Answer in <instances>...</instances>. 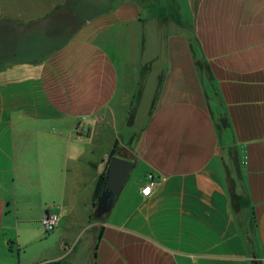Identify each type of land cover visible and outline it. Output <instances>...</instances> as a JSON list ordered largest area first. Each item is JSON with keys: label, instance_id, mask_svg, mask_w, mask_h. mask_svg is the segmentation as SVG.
<instances>
[{"label": "crops", "instance_id": "obj_1", "mask_svg": "<svg viewBox=\"0 0 264 264\" xmlns=\"http://www.w3.org/2000/svg\"><path fill=\"white\" fill-rule=\"evenodd\" d=\"M10 1L0 0V264H28L23 251L34 246L33 264L68 258L83 237L94 264H264V0H122L78 29L53 20L67 41L45 54L33 48L32 30L22 42L21 29L68 0L35 14ZM192 35L211 82L196 65ZM134 42L144 55L152 48L139 76L127 58ZM160 78L134 145L141 173L103 220L90 221L120 129L134 123V109L138 117L136 95L141 102L151 86L154 96ZM230 146L243 170L247 233L230 193ZM150 173L160 184L144 196ZM87 178L85 217L74 191ZM46 212L60 225L37 245Z\"/></svg>", "mask_w": 264, "mask_h": 264}, {"label": "trees", "instance_id": "obj_2", "mask_svg": "<svg viewBox=\"0 0 264 264\" xmlns=\"http://www.w3.org/2000/svg\"><path fill=\"white\" fill-rule=\"evenodd\" d=\"M122 0L117 1L112 7H107L103 10H99L98 12L92 13L93 5L92 2L88 0H68L63 5L56 6L50 13L47 14L45 18L42 20H39L37 22H34L31 24L30 27L22 28L21 29V38L22 42L25 43L29 42V35L28 31L32 30V36L31 39L33 42H36L33 45V48L39 52V54H45L46 52L50 51L54 48H60L62 47L65 42L67 41V38L64 34H62V28H56V24L52 22L53 20L57 19L64 22L65 24H75V29L80 28L84 23H86L87 20L93 19L94 17H97L98 15L102 13L108 12L110 9H113L116 5H118ZM72 18L74 19V23H71ZM50 22V23H49ZM71 27V26H70ZM72 32V29H70L69 33ZM190 46L194 55V59L196 62V65L202 72V74L206 75L209 79V81H212L211 76V70L208 66V64L203 60V58H198L196 47H199L198 39L195 36H190ZM37 46V48H36ZM23 48V43H22ZM38 55V53H36ZM162 78L159 79V83L157 85L156 94L154 101L152 103V108L155 105V102L157 101L161 89H162ZM141 96V91L139 94V97ZM135 115V109L132 111V117L133 119ZM226 152L229 157L230 165H226V172L227 177L229 179L230 184V193L232 196V201L234 202V211L236 213V216L238 217V222L240 224V227L245 230L247 233V218L248 216H244L241 214V207H240V200L242 197H244L246 194L245 190V184L243 179V170H241L239 165V158H238V151L235 146H230L226 148ZM122 157L124 159H128L132 161L135 165L136 159L135 158H129L126 152H123L119 150V141L116 140L113 148L110 151L109 158H108V164L105 168V170L100 174L96 188L94 191V195L92 198V211L90 214V221L93 220H103L108 213L102 215L100 218H97L96 216V207L98 204V199L101 196L103 190H104V182L106 178V171L109 166V163L113 157ZM232 173L235 175L234 178H232ZM241 186V192L237 191L236 187ZM251 251V249H250ZM251 254L253 257H256V254L251 251ZM254 264H258L255 260H253ZM39 264H70L69 260L67 258L55 260V261H49V262H43Z\"/></svg>", "mask_w": 264, "mask_h": 264}, {"label": "rangeland", "instance_id": "obj_3", "mask_svg": "<svg viewBox=\"0 0 264 264\" xmlns=\"http://www.w3.org/2000/svg\"><path fill=\"white\" fill-rule=\"evenodd\" d=\"M49 0H11L10 1V5L11 8L14 9H20L21 11L24 10V12H30V13H37L38 11L43 10V8L46 6L45 2H47ZM90 2H92L91 4L93 5V10L92 13L98 12L99 10H103L107 7H112V5H114L117 1L119 0H88ZM138 1H150L151 2H156L157 0H138ZM167 1V0H164ZM39 2V4H38ZM41 2V3H40ZM44 2V3H42ZM6 5V2H5ZM10 8V6H8ZM135 30H139V35L141 36V32H142V26L139 25H135ZM149 33L152 32L151 28L148 29ZM152 48L149 47L148 50L145 52V55L143 54V50H142V46L141 44L134 42L132 45L128 46V51H127V58L132 62L133 66L131 67V71H133V74L136 73V75L139 76L138 71H141V66L142 63L144 61V58L148 55H150ZM118 52V51H117ZM140 69V70H138ZM133 88H135V84H134V79H133ZM139 88V87H138ZM157 89V88H156ZM135 90V89H133ZM139 90V89H138ZM142 90V89H141ZM140 94V93H139ZM139 94L136 95L137 100L134 101V105L136 106V108L139 106V110H138V117L137 119H131V121L134 123L131 124L128 127H124L120 129V139H121V144H119V150L126 152L129 158H135L136 159V154H135V142L136 139L138 137V133L141 131V129L144 127V125L147 123V120L149 119V111L152 109V103L154 101L155 98V94L153 96V90L152 87L150 86H145V89L143 90V95H142V101H140V97ZM137 101V102H136ZM222 120V118L220 119V121ZM100 144L103 145L106 137L105 135H100ZM141 173V169L139 167H136L130 178L129 181L126 185H130L132 180L134 178H137L138 175ZM90 178V177H89ZM87 178L85 183L83 184H78L79 189L75 190V195H76V205H77V209L79 213L83 212V216L86 217V214L88 213L87 210L89 209L90 205H91V196L90 195V184L89 181L90 179ZM52 206V205H50ZM66 231V229L64 230ZM54 232H50V233H45L44 229L41 228V233L42 236H37L38 240H37V245L41 244V242H45L47 240V238H50V242L53 240V235ZM67 234H71V231L69 232L66 231ZM90 232H87L86 237L88 235H90ZM43 239H42V238ZM85 237V238H86ZM40 238V239H39ZM52 238V239H51ZM49 240V239H48ZM90 238H88L87 240H84V237L82 238L81 242L79 243L77 249L75 251H73L71 253V255L67 258L69 260V262H71V264H94L91 261L92 256V252L93 249L91 247L90 244ZM88 242L89 244L85 243ZM72 245V244H71ZM38 251L39 249L35 248V246L33 248H29L27 250H24L23 252L26 254L27 259H26V263L28 264H33L36 263L37 258H38ZM23 253V254H24ZM25 259V257H24Z\"/></svg>", "mask_w": 264, "mask_h": 264}, {"label": "water", "instance_id": "obj_4", "mask_svg": "<svg viewBox=\"0 0 264 264\" xmlns=\"http://www.w3.org/2000/svg\"><path fill=\"white\" fill-rule=\"evenodd\" d=\"M221 122L225 127L226 118L223 117ZM134 166L132 161L122 157L116 156L111 159L106 171L104 190L98 199L96 207L97 218L111 211L115 201L126 186ZM248 239H250V237H248Z\"/></svg>", "mask_w": 264, "mask_h": 264}, {"label": "built area", "instance_id": "obj_5", "mask_svg": "<svg viewBox=\"0 0 264 264\" xmlns=\"http://www.w3.org/2000/svg\"><path fill=\"white\" fill-rule=\"evenodd\" d=\"M160 184V180L154 175L149 174L147 178V183L144 188H142L141 193L144 196H150L155 188ZM60 215L57 213L46 212L42 217V227L45 233H50L55 231L60 225Z\"/></svg>", "mask_w": 264, "mask_h": 264}]
</instances>
